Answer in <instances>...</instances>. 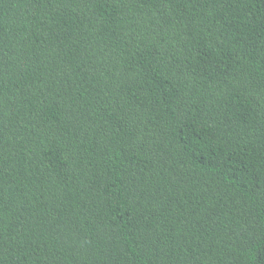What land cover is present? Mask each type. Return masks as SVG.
I'll return each instance as SVG.
<instances>
[{
    "label": "trees",
    "instance_id": "trees-1",
    "mask_svg": "<svg viewBox=\"0 0 264 264\" xmlns=\"http://www.w3.org/2000/svg\"><path fill=\"white\" fill-rule=\"evenodd\" d=\"M0 264H264V0H0Z\"/></svg>",
    "mask_w": 264,
    "mask_h": 264
}]
</instances>
